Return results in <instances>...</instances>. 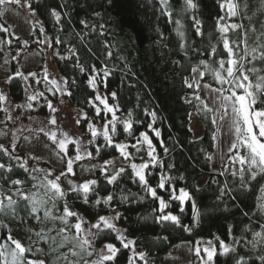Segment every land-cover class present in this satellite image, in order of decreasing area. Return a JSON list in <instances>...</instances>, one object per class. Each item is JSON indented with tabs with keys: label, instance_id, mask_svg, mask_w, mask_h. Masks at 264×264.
Here are the masks:
<instances>
[{
	"label": "trees",
	"instance_id": "16d2710c",
	"mask_svg": "<svg viewBox=\"0 0 264 264\" xmlns=\"http://www.w3.org/2000/svg\"><path fill=\"white\" fill-rule=\"evenodd\" d=\"M20 1L26 2L58 52L53 60L56 71L67 82L70 104L83 113L79 117V127L84 129L89 121L98 123L105 119L103 110L97 115L96 89L89 85L90 78H96L97 87L114 107L113 144L109 145L103 134L98 133L89 141L90 152L104 161L119 154L114 147L116 143H125L132 149V144L141 140L140 133H147L156 160L145 170L146 179L168 204L165 213L177 216L180 223L157 222L161 215L159 201L145 190L130 165L118 171L117 180L111 184L108 176L97 169L93 177L96 183L90 185L87 194L63 190V198L50 200L33 214L30 200L23 196L41 194L43 187L40 185L46 183V174L30 167L31 158L23 157L22 160L7 150L0 151V164L5 165L0 169V198L16 194L12 197L16 204L14 211L5 208L0 212V244L10 245L9 234H17L24 246L30 248L27 240L38 230L42 232L44 243L53 245L50 251L54 256L48 249L46 254L51 259L50 264H75L64 252L67 249L58 248L64 237L71 239L74 228L65 225L67 230L61 233L54 222L63 216L67 203L86 223H92L99 216L113 218L119 214V218L112 221L115 227L127 239L135 241L136 251L145 253L144 260L135 258L134 264H145V261L161 264L178 244L198 240L212 241L217 247L213 264H237L238 258H242L244 264H264L260 259L264 257V244L252 246L253 234L264 231L261 227L264 225V174L252 180L246 171L241 181V165L233 161L236 153L246 154V149L238 144L227 151L219 169L213 170L210 153L215 147L216 125L211 109L202 99H196L194 84L191 88L185 84L193 67L203 71L201 61L218 67V60L227 59L218 25L243 26L229 29L226 36L230 42L242 38L246 32L249 49L257 47L258 43L264 44V0H232L237 5L234 17L227 15V7L221 8L225 0H194L195 9H187L185 0H167V6L161 0ZM53 11L59 14V21L52 15ZM1 14L0 4V21L3 20ZM177 20L183 38L177 34ZM196 21H199L202 34H197ZM37 37L40 36L34 28L30 39ZM21 45V37H9L8 42L0 37V67L8 77L9 96L15 102L23 100L22 80L15 74L21 63V56L16 60L15 54ZM213 47L215 55L211 54ZM243 48L244 44H240L237 49L241 55ZM249 61L251 57L244 61L246 68L258 70L248 73L255 82L257 77L264 76V59L257 54L254 61ZM104 71L109 73L107 77H103ZM201 81L213 88L220 87L210 73ZM36 100L41 108L43 105ZM256 107H264V103L258 101ZM29 112L24 109L23 114ZM193 112L201 124L198 136L190 129ZM152 113L156 114L155 119ZM125 121L132 124L130 132L124 131ZM233 172L237 175L233 176ZM161 177L168 178L164 189L157 186ZM13 180L22 183L15 185ZM173 187L185 189L191 199L182 205L178 200H171ZM109 196L111 201L105 203ZM76 222V217L69 218L70 224ZM116 235V232L105 230L93 242L95 247L112 243L119 249L115 260L105 261V264L129 261L132 248H123ZM221 241L234 251L221 254ZM30 255L31 251L27 252L25 259Z\"/></svg>",
	"mask_w": 264,
	"mask_h": 264
},
{
	"label": "rangeland",
	"instance_id": "374dc122",
	"mask_svg": "<svg viewBox=\"0 0 264 264\" xmlns=\"http://www.w3.org/2000/svg\"><path fill=\"white\" fill-rule=\"evenodd\" d=\"M1 9L3 20L0 21V29L4 30H0V37L6 38V42L9 41V37H21L22 47L16 51L15 58L17 60V57L21 56L22 59L20 58L21 63H18L17 73L15 74L22 80L23 100L21 102L11 100L7 86L8 77L3 74L0 67V94L5 97V100L0 102V146H3L14 156L21 157L20 159L22 160L23 157L26 159L27 157L31 158V168L44 171L47 180H55L56 177H59L58 183L62 190L71 192L74 191L71 190L69 181H71L72 184L80 185L86 181L93 180L97 169L101 170L110 178L112 175H116L117 172L126 165H139L145 162L153 164L156 159L152 161L149 158V149L147 145L143 143L142 138L132 144V149H129L127 144L123 143L127 146L126 151L129 153L127 158L122 156L119 152L116 157L100 161L97 159L96 155L90 152L89 141L93 137V130H95L97 134H103L104 125H108L109 135L111 136L112 125L109 124V121L112 120V113L103 110V105L97 100V107L103 110L105 115L104 121H97L98 123L89 121L87 126L81 129L77 121H79V117L82 116L83 113L73 107L68 100L65 81L57 73L53 61L55 54L58 52L45 32L41 31L42 27L39 21L24 1L19 0V3H16L15 0H6L5 3L1 4ZM34 28H37L40 37L31 40L30 37L32 29ZM52 79H55L64 90L61 91L54 88L53 85L48 82ZM186 80L190 83L195 81L193 84L196 87V96H199L205 105L211 109L212 118L216 125V141L214 150L210 153V158L213 170H217L224 160L227 151L236 143L231 112L229 110L228 115H223V110L220 108L221 100L219 94L215 91L217 88H213L202 82L199 78V73L194 74L191 70L186 76L185 81ZM40 93H43V95H40ZM97 95L106 98L102 90L98 87H96V96ZM30 96H35V99L30 100ZM36 99H39L40 104L43 105L41 108H38L36 105ZM49 102H51L53 108L56 109L55 112H52L48 108ZM107 103L110 107L114 108L111 103L108 101ZM24 109L29 110V114H23ZM52 117L56 119L55 125L50 123ZM89 125H91V128H89ZM41 129H44V131H41ZM190 129L194 136L201 134L199 132L201 129L200 120L195 112L190 116ZM51 132L57 133V140L61 138L60 133L65 132L71 139L79 141L81 159L78 161L74 159L77 154L76 144H68L66 146L67 154L61 152L57 144L49 138V135L45 134H50ZM88 153H91V155H87ZM236 155H238V153H236ZM69 159H73L74 174L67 172L66 165ZM62 172L65 174L61 175ZM48 173H50V175H47ZM44 192V188H41L39 197L48 199L47 196H44ZM81 192L85 194L82 190ZM78 193H80V191H78ZM15 195L16 194L9 193L6 196L15 197ZM48 202H50V200H48ZM97 220L98 219L93 220L92 223H84L82 227L87 230L90 225L96 223ZM54 222L58 224L57 228H64L65 231L67 230L61 219L55 220ZM34 227L36 228L37 226ZM57 228L55 230H57ZM95 230L94 228L92 229L93 232ZM41 234V231L35 230V232L31 234V238L27 240L32 255L27 257L26 260L43 261L44 264H50L51 259L46 254L47 249L50 251L53 245H46ZM70 235L71 239L68 237L65 239L64 237L61 240L62 244H58L59 249H67L64 252L67 254L70 262L75 264H86V262H88V264H90L91 261L98 258V253L103 245L100 247L92 245V248L89 250L93 252V255L89 256L86 252H82L78 246L74 248V244L77 243L73 239L76 235L75 229L72 230ZM52 236H54V234H52ZM11 237L22 243L17 234ZM207 241L198 240L193 243L182 242L166 255L161 264H201V257L196 256L195 248L199 246L203 249ZM12 247H14V245H12ZM73 251H75L77 255H73ZM50 252L53 255L52 251ZM135 253L138 254L140 252L135 250ZM129 254V258L133 257L132 249ZM201 256L203 257V252ZM135 258L139 257H133V259ZM125 264H128V262Z\"/></svg>",
	"mask_w": 264,
	"mask_h": 264
},
{
	"label": "snow or ice",
	"instance_id": "6c2138e0",
	"mask_svg": "<svg viewBox=\"0 0 264 264\" xmlns=\"http://www.w3.org/2000/svg\"><path fill=\"white\" fill-rule=\"evenodd\" d=\"M6 0H0V4L5 3ZM16 3H19V0H15ZM161 3L167 6V0H161ZM185 5L187 9H195L197 5L194 3V0H185ZM227 7V15L229 17H234L237 15V5L232 2V0H225V3L221 4V8ZM52 15L56 17L57 21H59L60 17L56 11L52 12ZM171 15V13H169ZM223 19V18H221ZM83 23V21H82ZM176 24L178 25L177 34L183 38V32L180 31V21L177 20ZM197 24V34H202L199 28V21H196ZM242 25L238 24H231V25H218V31L221 33V40L223 43V48L227 53V59H220L216 63L218 67L213 66L212 64L201 61V65L203 71H201L198 67H193L192 72L199 73V78L203 79L206 73H210L217 84L220 85L219 88L215 89V91L219 94L221 103L220 108L223 110V115H228L229 110L232 115V124L234 127L235 139L236 144L232 145V148L235 149L237 144L242 146L246 149V154H238L235 156L234 163H239L241 168L239 169V176L241 181L243 182L245 179V172L247 171L250 173V179L255 180L258 174H264V107L257 108L256 105L259 102L264 103V76L257 77L256 81H252L248 75L249 72H256L258 71L255 68L247 69L245 66L244 61H248L249 57H251V61H254L257 58V54H259L260 59H264V51H260L261 48H264V44H259L257 47H253L249 49L247 45V34L243 35V37H238L236 41L230 42L226 36V33L229 29L237 30L242 28ZM4 30V29H0ZM43 31V29H41ZM254 31V29H253ZM59 42V41H57ZM240 44H244V48L242 50L243 54L241 55L237 49L240 48ZM235 45V47H233ZM183 47V45H181ZM212 55L216 54V48L213 47L211 51ZM249 61V62H251ZM95 71V69H93ZM109 73L107 71L103 72V77H107ZM54 88L57 90L63 91L64 89L57 83L55 79L48 81ZM103 79L100 80V83H103ZM67 83L66 81L64 82ZM89 85L93 87L95 90L97 87L96 78L92 77L88 80ZM192 83L185 81L187 87L191 88L193 86ZM227 86V87H225ZM67 94H71L70 92ZM43 95V93H40ZM113 98H115V93L111 94ZM30 100H34L35 96H30ZM96 100L99 101L101 105H103V110L112 113V120L109 121V124L112 125L111 132L115 133V111L112 107L109 106L107 103V99L105 97H101L97 95L95 97ZM197 100L200 99L199 96L196 97ZM5 97L0 94V102L4 101ZM206 107V106H205ZM48 108L55 112L56 109L53 108L51 102L48 103ZM97 115L100 114L101 109L97 108ZM155 113H152L153 119H155ZM86 119V117H85ZM79 123V121H77ZM50 123L55 125L56 119L52 117ZM91 128V125H89ZM132 128V124L129 121L124 122V131L130 132ZM44 131V129H41ZM49 135V138L57 144L58 148L61 152L67 154V145L68 144H76L77 145V154L74 157L75 160H80L81 155L79 151L80 142L73 140L69 137V135L65 132L60 133V139L57 140V133L51 132L45 133ZM156 136L159 137V131H156ZM97 135L96 131H92V136L95 137ZM142 137V141L144 144L147 145L149 151L148 156L149 158L154 161L156 157L153 155V144L152 141L147 133H140ZM104 140L109 144H113L112 137L109 135V128L108 125H104V132H103ZM114 147L120 152L122 156L127 158L129 153L126 151V145L123 143H116ZM0 151H7L3 146H0ZM99 151V149H97ZM87 155H91L88 153ZM23 167V165H21ZM149 163L145 162L142 164H132L131 168L133 169L135 175L138 177L141 185L145 188V190L151 195L153 199L159 201V212L161 213L160 216L157 217V222L159 221H171L174 224H179V218L171 213H165V209L168 207V204L164 200L163 197L158 196L156 188H153L151 185L148 184L146 179L145 170L149 168ZM246 166V168H245ZM5 165L0 164V169H3ZM67 172L73 173V159H69L67 161ZM256 169V171H253ZM11 171V169H8ZM27 171V169H25ZM121 172L124 171L123 169L120 170ZM65 173H61L64 175ZM74 174V173H73ZM47 175H50L48 173ZM237 175L236 172H233V176ZM168 178L161 177L158 181V188L164 189L166 185V181ZM59 177H56L55 180H47L46 183H42L40 187L45 189L44 196H47L48 199H43L39 197L38 193H33L31 196L24 195L23 199L30 200L31 202V212L33 214L37 213L39 206L48 203V200H55L57 197L63 198L65 196L64 191L62 190L60 184L58 183ZM117 180V175H112L108 183H113ZM13 184L19 185L22 183L21 180H13ZM71 184V190L74 192L83 191L87 194L90 190V185H94L96 183L95 180H89L84 182L80 185ZM51 194V195H49ZM85 202H87V196L84 197ZM112 197L109 196L105 200V203L111 201ZM170 199L171 200H178L182 205L186 200H190L191 196L188 191L183 188L176 189L175 187L171 188L170 192ZM5 200L7 204H5ZM99 203V201H97ZM16 201L13 200L12 196H2L0 198V212L4 211L5 208L12 209L14 211V205ZM181 211L183 209L181 208ZM49 213L46 211L45 216L47 217ZM70 217H76L77 222L74 224L69 223ZM119 214H117L113 218L99 216L96 223L91 224L90 227L85 230L82 225L86 223L83 218L73 210H70L67 203L64 206V214L60 218L62 223L65 224L69 229L74 228L76 231V235L73 239L77 242L74 244L75 247H79L82 252H86L87 255H93V252L89 249L92 248L94 240L101 235L102 232L105 230H111L116 232V239L120 241V244L123 248L128 249L130 246L133 250V257L138 256L140 260H144L145 253H135V241L127 239L123 235L120 230H118L114 223L112 222L113 219H118ZM194 219L196 217L194 216ZM264 229V225L261 226ZM96 229L95 232L92 229ZM185 230H189L185 228ZM65 231L64 228L60 229V232L63 233ZM82 234V235H81ZM67 239V237H65ZM8 240L11 242L10 245L8 244H0V264H44L43 261H33V260H26L25 254L30 252V248H26L20 241L15 240L9 234ZM200 243V242H198ZM257 244H264V231L255 232L253 234V241L252 246L256 247ZM14 245V247H12ZM219 248L222 250L221 254H228L230 251H234L229 246H227L223 241L219 243ZM106 249V251H105ZM119 249L112 243H106L100 249L98 253V258L94 261H91L90 264H105V261H113L116 258L117 252ZM203 252V257L201 253ZM73 255H77L75 251L72 252ZM195 254L197 257H201V264H213L214 257L217 255V247L213 246L212 241H207L206 246L201 249L199 246L195 248ZM133 257L129 258L128 264H134ZM262 261H264V257H260ZM88 264V262H86ZM145 264L147 262L145 261ZM237 264H244V260L242 258L237 259Z\"/></svg>",
	"mask_w": 264,
	"mask_h": 264
},
{
	"label": "crops",
	"instance_id": "0c3cea01",
	"mask_svg": "<svg viewBox=\"0 0 264 264\" xmlns=\"http://www.w3.org/2000/svg\"><path fill=\"white\" fill-rule=\"evenodd\" d=\"M199 132H201V129H200V131Z\"/></svg>",
	"mask_w": 264,
	"mask_h": 264
}]
</instances>
